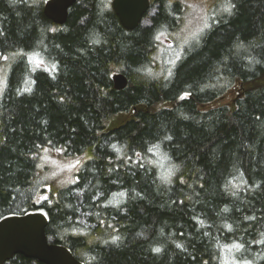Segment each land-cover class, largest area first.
I'll return each instance as SVG.
<instances>
[{"label": "trees", "instance_id": "16d2710c", "mask_svg": "<svg viewBox=\"0 0 264 264\" xmlns=\"http://www.w3.org/2000/svg\"><path fill=\"white\" fill-rule=\"evenodd\" d=\"M150 1L127 30L112 0L63 25L0 0V220L44 213L83 264H264V0H215L187 34L188 0Z\"/></svg>", "mask_w": 264, "mask_h": 264}, {"label": "water", "instance_id": "95a60500", "mask_svg": "<svg viewBox=\"0 0 264 264\" xmlns=\"http://www.w3.org/2000/svg\"><path fill=\"white\" fill-rule=\"evenodd\" d=\"M78 0H46L44 14L54 23L67 22L70 8ZM112 7L122 26L134 30L144 24L152 10L150 0H112ZM116 89H124L128 79L123 73L113 76ZM47 216L40 212L7 216L0 220V264L15 255H24L44 264H83L65 245L55 243L48 237Z\"/></svg>", "mask_w": 264, "mask_h": 264}, {"label": "rangeland", "instance_id": "374dc122", "mask_svg": "<svg viewBox=\"0 0 264 264\" xmlns=\"http://www.w3.org/2000/svg\"><path fill=\"white\" fill-rule=\"evenodd\" d=\"M215 0H188V7L186 10V17H185V22L183 25V30L184 32L190 33V32H198L200 28L204 25L206 21V13L208 9H211V6ZM226 2V1H225ZM223 7V5H221ZM220 6V8H221ZM156 12V8H153L150 13L148 14L147 18L144 21L143 25H149L150 24V18L153 16ZM165 37V36H163ZM167 42V41H165ZM39 62V60H36ZM6 71L5 69L0 68V88H2L4 85V77H5ZM237 92V91H236ZM235 97V92L227 94V96L222 100V103H229L233 100ZM122 116H117L114 120L109 122L110 126H116L119 124L122 120ZM58 156L56 154H50L46 158V161L48 163H51L53 168L57 167L56 172L62 171L63 175V180H66L67 177L69 176V172L66 171L67 166L63 165L61 163H57L58 161ZM249 264V263H248Z\"/></svg>", "mask_w": 264, "mask_h": 264}, {"label": "snow or ice", "instance_id": "6c2138e0", "mask_svg": "<svg viewBox=\"0 0 264 264\" xmlns=\"http://www.w3.org/2000/svg\"><path fill=\"white\" fill-rule=\"evenodd\" d=\"M231 7H232V6L229 5V6L225 7L224 10L230 12V11H231ZM121 195H122V194H121ZM43 199H47V197H43ZM262 242H264V241H262ZM234 247H236L237 249H239V248L241 247V245H238V244H237V245H234ZM155 251L159 252L160 249L157 248V249H155ZM245 264H248V262L246 261Z\"/></svg>", "mask_w": 264, "mask_h": 264}, {"label": "bare ground", "instance_id": "6f19581e", "mask_svg": "<svg viewBox=\"0 0 264 264\" xmlns=\"http://www.w3.org/2000/svg\"><path fill=\"white\" fill-rule=\"evenodd\" d=\"M12 216V215H11Z\"/></svg>", "mask_w": 264, "mask_h": 264}]
</instances>
